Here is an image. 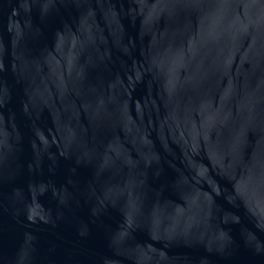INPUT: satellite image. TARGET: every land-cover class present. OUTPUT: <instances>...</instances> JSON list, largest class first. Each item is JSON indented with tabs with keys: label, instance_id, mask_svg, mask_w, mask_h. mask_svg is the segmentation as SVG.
Returning <instances> with one entry per match:
<instances>
[{
	"label": "water",
	"instance_id": "95a60500",
	"mask_svg": "<svg viewBox=\"0 0 264 264\" xmlns=\"http://www.w3.org/2000/svg\"><path fill=\"white\" fill-rule=\"evenodd\" d=\"M0 264H264V0H0Z\"/></svg>",
	"mask_w": 264,
	"mask_h": 264
}]
</instances>
